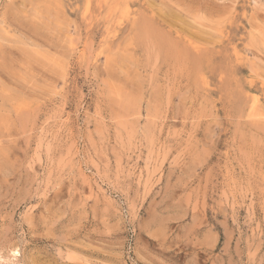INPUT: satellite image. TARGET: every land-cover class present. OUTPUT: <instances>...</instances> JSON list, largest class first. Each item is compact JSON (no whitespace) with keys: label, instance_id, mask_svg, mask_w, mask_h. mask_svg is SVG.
Here are the masks:
<instances>
[{"label":"rangeland","instance_id":"obj_1","mask_svg":"<svg viewBox=\"0 0 264 264\" xmlns=\"http://www.w3.org/2000/svg\"><path fill=\"white\" fill-rule=\"evenodd\" d=\"M0 264H264V0H0Z\"/></svg>","mask_w":264,"mask_h":264}]
</instances>
